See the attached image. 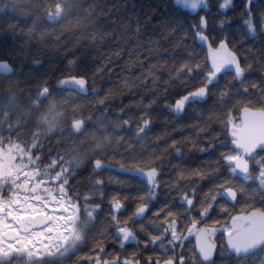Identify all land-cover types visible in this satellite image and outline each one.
Segmentation results:
<instances>
[{
  "label": "snow or ice",
  "instance_id": "6c2138e0",
  "mask_svg": "<svg viewBox=\"0 0 264 264\" xmlns=\"http://www.w3.org/2000/svg\"><path fill=\"white\" fill-rule=\"evenodd\" d=\"M176 3L190 10L188 15L195 21L188 23L186 18H177L164 25L173 34H181L176 40L181 52L165 47L152 36L145 39L139 26L133 32L139 56L136 66L141 72L137 79L151 93V98L145 102L143 94L136 91V83L122 77L123 83L116 91L141 95L136 104L139 111L126 113L122 104L115 105L127 118L118 113L115 123L106 125L104 119L80 117L73 109L70 122L73 134L84 137L89 125L93 130L85 139L72 140L71 147L64 151L55 154L51 149L46 151L40 139L51 138L58 130L62 134L59 120L66 116L53 100L59 93L50 90L47 80L35 89L16 88L14 85L19 81L11 79L0 82V264H257V260L264 264V89L251 93L247 88L240 90L233 107L243 106L241 122L237 124L230 112L223 121L228 142L198 149L209 157L207 167L197 166L187 175L178 171L175 179H165V173L172 167L170 160L163 162L169 148L179 158L175 167L187 166L174 140L168 147L153 149L148 158L133 156L130 165L120 163L116 169L111 166L117 155L132 156V147L142 146L149 138L154 105L164 102V107L176 117L202 108L208 110V105L212 109L227 105L233 99L230 89L234 85L225 80L221 86L222 78L231 76L232 81L243 83L251 73L250 58H255L257 43L264 60V13L254 15L255 0H244L243 11L237 17L238 36L245 37L238 45L227 31L233 28L231 20L221 19L215 35L209 30L208 17L212 11L209 0H176ZM217 4L216 19L234 8V0H217ZM36 7L35 0H0V10L21 17L29 16ZM79 7L82 5L78 0H52L43 6V15L47 21L59 23L66 12L74 15L72 9ZM95 14L89 6L88 17ZM82 23V19L76 20L77 26ZM8 27L15 30L12 24ZM189 35L206 53L203 61L186 43ZM97 36L105 39L103 32L89 33L93 41ZM161 36L170 38L168 33ZM112 39L119 48L122 38L113 35ZM246 44L251 47H245ZM153 60L157 62L152 63ZM174 61H179L178 67ZM166 68L168 76L164 79ZM15 72L10 61L0 60V76L11 77ZM56 87L87 95L88 79L86 74L69 72L57 81ZM252 87L255 89L257 85L253 83ZM170 89H175V98ZM92 95L99 93L93 89ZM24 96L27 108L17 110L24 103ZM214 96L218 97L216 101L212 99ZM106 100L107 95L99 105ZM169 100L173 102L168 103ZM69 103L75 102L69 98L60 101L61 105ZM33 117L35 130L31 139L25 141L19 133ZM4 131L7 136L2 135ZM120 132L130 135L120 136ZM113 134L119 139L117 150L110 151ZM190 143L195 148L198 141ZM120 148L124 151L119 152ZM82 166H91L97 175L103 171L116 172L124 184L135 188L134 193L128 188V195L122 199L113 195L109 201L107 232L100 220L105 213L103 194L99 196L100 203H93L95 195H84L83 204L81 195H74L76 190L71 181ZM233 180L240 181L239 185ZM249 181L256 185L251 193L246 190L245 182ZM94 184L102 188L103 181L95 180ZM174 193L179 194L178 198ZM156 202L159 207H155ZM238 204L242 205L243 214L232 215ZM220 215L228 219L217 229L214 225L221 223ZM209 221L213 226H209ZM217 231L224 238L219 247L212 239ZM192 235L196 242L185 253V241ZM109 240L113 245L111 252L107 248ZM127 244L134 245L130 253L124 251ZM84 252L86 255H81Z\"/></svg>",
  "mask_w": 264,
  "mask_h": 264
},
{
  "label": "trees",
  "instance_id": "16d2710c",
  "mask_svg": "<svg viewBox=\"0 0 264 264\" xmlns=\"http://www.w3.org/2000/svg\"><path fill=\"white\" fill-rule=\"evenodd\" d=\"M38 7L34 8L31 14L27 17L18 16L10 11L0 10V60H8L12 63L16 72L11 77L0 76V82H5L8 79L19 81V84L14 85L16 88H37L40 82L47 80L50 90L54 93L53 100L61 107V110L66 113L64 119L59 120V129H62V134L58 130L51 138L41 137L43 147L47 151L51 149L53 154L56 151H64L71 147L72 140H81L88 137V134L93 130L89 125L88 132L84 137L75 136L70 127L72 120L73 109L80 117H91L93 121L104 119L106 125L114 124L117 119V114L124 116L120 112L119 107L115 105L122 104L124 112H138L136 106L141 100V95H130L128 91L118 93L117 88L123 83L122 77L132 79L136 85V91L143 94L144 101L147 102L151 98V93L147 92L140 86L141 72L136 66L139 59L135 51L136 37L133 32L139 26L141 33L152 36L154 39L161 41L165 47L173 49L175 52H181V49L176 45V40L181 36L180 33H172V30L165 28L164 25L169 20L177 18H186L188 23H194L191 15H188L190 10L184 9L182 5H178L176 0H78L82 5L79 8H73L72 13H65L59 23H53L46 20L43 15V6L50 4L52 0H35ZM244 0H234V8L225 16H218L217 0H209L210 8L212 9L208 17L209 30L215 35L219 32V23L221 19H229L233 23V28L228 29L230 39L237 45L245 37L238 36V29L235 27L239 23L237 17L243 11L242 5ZM91 6L95 10V15L88 17V9ZM254 15L259 17L264 13V0H255L253 6ZM109 13L111 15L109 16ZM194 15V14H193ZM200 15H204L200 11ZM88 17V18H86ZM82 19L83 23L76 25V20ZM9 24L15 26V30L9 29ZM71 24V27H70ZM103 32L105 39H100L99 36L93 41L89 37V33ZM161 33H168L169 39H163ZM115 35L117 38H122V43L118 48L116 41L112 39ZM186 43L194 49L198 57L203 61L205 52H202L199 47L193 42L191 35L188 36ZM245 47H251L246 44ZM261 46L257 43L254 49L255 58H250L252 63L251 73L247 75V79L240 83L232 81L231 76L222 78L221 86L225 80L233 84L230 89L233 94V99L224 106L212 109L211 105L207 106L208 110L199 109L196 113L191 111L184 116L176 117L164 107V102H160L153 106L151 113L152 130L149 133V138L141 145H134L131 149L132 156L127 154L121 158L117 155L112 161L113 167L119 168L120 163L130 165L133 162L132 157L140 159L148 158L153 149H163L171 145L172 141L177 142V147L180 149L183 159L187 162V166L181 165L178 169L175 167L179 163V158L175 157L171 148L163 157V162L171 161L172 167L165 173V179H175L178 171H182L187 175L192 168L203 165L207 167L209 157L198 151L199 148H207L210 144H219L228 142L226 139V130L224 128V119L226 114L230 112L231 116L239 121L240 110L233 107L237 103L240 96V90L247 88L249 92H256L264 89V60L261 59L259 49ZM186 55V53H181ZM243 59V57H241ZM39 63H35V61ZM69 61H75V64L70 65ZM157 61L153 60L152 63ZM175 66H179V61H174ZM146 70V69H145ZM71 72L72 74H86L88 79V94L77 93L56 87L59 79ZM168 69L163 71L164 79H167ZM163 84V80L160 82ZM255 83L257 88H253ZM95 89L99 95H92V90ZM172 97L175 98V89H170ZM108 96V100L103 105H99V101ZM64 98H69L75 103L60 104ZM213 101L218 99L214 96ZM135 101L136 103H133ZM173 102L169 100L168 103ZM27 97L24 96V103L19 105L17 110H25L27 108ZM124 118H127L124 116ZM33 120H29L28 127L22 128L19 135L25 141L31 139L33 128ZM230 127V126H229ZM7 125H5V129ZM135 124H133L132 132H135ZM2 135L7 136V131ZM130 133L120 132V136L127 137ZM159 137V139H157ZM15 139V137H13ZM119 136L113 134L109 150H117V141ZM59 141V143H58ZM189 141V143H186ZM190 141H198L195 148L192 147ZM123 152V148L118 150ZM47 161H45L46 163ZM215 166V165H213ZM255 175V173H254ZM95 180H102V188H97L94 184ZM187 183V181H183ZM205 183H207L205 181ZM233 183L239 185L240 181L233 180ZM72 188L76 190L75 194L81 195V204H83L84 195H95L97 199L93 203H100L99 196L103 194V207L105 213L101 214V224L104 225L103 230L108 231V226L105 220L109 201L113 195L119 196L121 199L128 195V188H132L133 193L135 188L132 185L123 183L121 176L116 172L103 171L99 175L92 171L91 166H82L75 173V179L71 181ZM246 190L251 193L256 190V185L251 184V181L245 182ZM250 185V187H249ZM165 189L161 187L163 194ZM178 198V193H174ZM163 198V196H162ZM259 207L260 197L257 194L255 197ZM159 202H156L155 207H159ZM230 208V205H225ZM155 207L153 210H155ZM242 205L238 204L235 210L231 211L232 215L243 214L240 212ZM215 218V217H214ZM221 223L214 225L217 229L223 227L224 220L228 217L220 215ZM147 223V221H145ZM230 223V221H229ZM209 226H213L209 221ZM138 227V226H137ZM204 227V225H200ZM110 235V233H109ZM187 235V233H185ZM214 239L218 245H221L223 237L220 231H217ZM187 247L185 253L192 248L193 242L191 236L185 241ZM118 247V246H117ZM108 251L111 252L113 245L109 240L107 244ZM134 245L127 244L125 253L132 252ZM86 255V252L81 253ZM75 259V258H74ZM257 264L259 261L257 260Z\"/></svg>",
  "mask_w": 264,
  "mask_h": 264
},
{
  "label": "water",
  "instance_id": "95a60500",
  "mask_svg": "<svg viewBox=\"0 0 264 264\" xmlns=\"http://www.w3.org/2000/svg\"><path fill=\"white\" fill-rule=\"evenodd\" d=\"M243 110V109H242ZM242 110H241V116H242ZM112 168H114L115 169V167H113L112 166ZM213 239V238H212ZM192 241H193V244H195V242H196V238H195V235H192ZM213 241H214V239H213ZM215 242V241H214ZM217 245V244H216Z\"/></svg>",
  "mask_w": 264,
  "mask_h": 264
},
{
  "label": "flooded vegetation",
  "instance_id": "af4514ba",
  "mask_svg": "<svg viewBox=\"0 0 264 264\" xmlns=\"http://www.w3.org/2000/svg\"><path fill=\"white\" fill-rule=\"evenodd\" d=\"M242 110V109H241ZM241 110H240V117H239V121H236L237 124H239L241 122Z\"/></svg>",
  "mask_w": 264,
  "mask_h": 264
}]
</instances>
